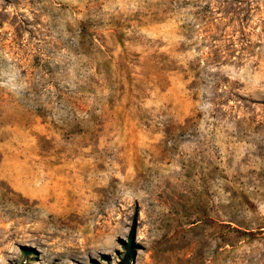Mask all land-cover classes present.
<instances>
[{"label":"rangeland","instance_id":"rangeland-1","mask_svg":"<svg viewBox=\"0 0 264 264\" xmlns=\"http://www.w3.org/2000/svg\"><path fill=\"white\" fill-rule=\"evenodd\" d=\"M0 264H264V0H0Z\"/></svg>","mask_w":264,"mask_h":264},{"label":"trees","instance_id":"trees-1","mask_svg":"<svg viewBox=\"0 0 264 264\" xmlns=\"http://www.w3.org/2000/svg\"><path fill=\"white\" fill-rule=\"evenodd\" d=\"M129 242V244L127 245V247L130 249V244H131V242L130 241H128Z\"/></svg>","mask_w":264,"mask_h":264}]
</instances>
